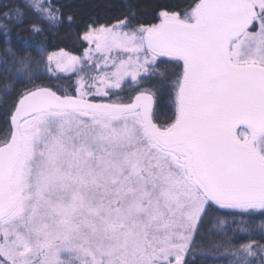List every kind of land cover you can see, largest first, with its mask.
Returning a JSON list of instances; mask_svg holds the SVG:
<instances>
[{"label": "snow or ice", "instance_id": "obj_1", "mask_svg": "<svg viewBox=\"0 0 264 264\" xmlns=\"http://www.w3.org/2000/svg\"><path fill=\"white\" fill-rule=\"evenodd\" d=\"M68 8L0 0V264H264V0Z\"/></svg>", "mask_w": 264, "mask_h": 264}, {"label": "trees", "instance_id": "obj_2", "mask_svg": "<svg viewBox=\"0 0 264 264\" xmlns=\"http://www.w3.org/2000/svg\"><path fill=\"white\" fill-rule=\"evenodd\" d=\"M191 0H60V3L69 6L66 10H72L76 13L78 23L72 30L62 27L55 35L48 37V47L50 51H56L64 48L72 54L79 55L86 48V42L79 38V29L84 23L95 19L99 23L110 21L117 16L120 11L132 4L135 6L137 18L145 23L152 24L159 21L158 14L161 10L182 12ZM161 67H165L161 65ZM75 79V77H72ZM56 83H66V81H52ZM127 95V93H122ZM167 94L162 93L157 100L160 122L166 119L168 111ZM4 117L0 113V125H3ZM195 264H201L199 256Z\"/></svg>", "mask_w": 264, "mask_h": 264}, {"label": "rangeland", "instance_id": "obj_3", "mask_svg": "<svg viewBox=\"0 0 264 264\" xmlns=\"http://www.w3.org/2000/svg\"><path fill=\"white\" fill-rule=\"evenodd\" d=\"M157 23H159V21L157 22ZM88 45H87V42H86V47H87ZM72 54V53H71ZM83 54V51L81 52V54H79V55H82ZM73 55H76V54H73Z\"/></svg>", "mask_w": 264, "mask_h": 264}]
</instances>
